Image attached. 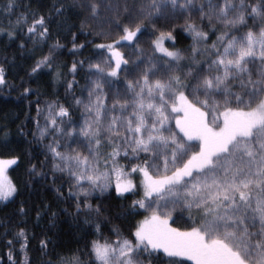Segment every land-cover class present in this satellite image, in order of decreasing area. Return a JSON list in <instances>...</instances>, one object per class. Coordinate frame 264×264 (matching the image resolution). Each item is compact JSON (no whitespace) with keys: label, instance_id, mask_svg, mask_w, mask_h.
<instances>
[{"label":"snow or ice","instance_id":"obj_1","mask_svg":"<svg viewBox=\"0 0 264 264\" xmlns=\"http://www.w3.org/2000/svg\"><path fill=\"white\" fill-rule=\"evenodd\" d=\"M170 3L171 12L167 0L142 5L141 13L123 25L118 40L97 45L107 49L110 56L89 64L91 87L87 99L76 98L85 114L78 128L69 108L62 104L48 105L44 127L37 122L41 138L51 129L52 133L72 137L77 145L74 148L69 144L61 151L55 136L48 145L52 168L67 173L69 198L75 197L77 213L82 207L91 211L89 197L97 191L102 195L107 192L113 176L118 198L126 199L124 194L129 192L135 194L137 185L128 178L118 158L123 152L124 158L142 159L130 169L131 173H140L139 187L143 190V197L133 201L130 214H139L138 206L150 215L130 230L134 239L121 238L119 229L113 228L117 239L101 242V224L97 223L98 236L91 241L90 249L86 246L83 254L77 250L70 258H61L59 264H85L82 255L88 257L87 264H145V260L154 264L161 252L169 258L167 264H182L177 257L193 264H264V70L258 72L257 79H253L252 71L257 56L264 65V26L258 32L249 28L239 34L247 28L249 16L259 17L264 25V0H208L206 10L201 6V14L207 15L210 22L224 25L211 46L214 51L209 50L212 59L208 74H193L191 69L182 73L180 62L185 56L175 48L177 37L171 30L156 28L159 20L174 15L178 8L184 9L190 0ZM14 7V0H9L6 11ZM88 8L93 16L99 15V0H92ZM60 11L57 9L58 14ZM145 22L155 29L154 38H150L151 55L146 61L134 63L117 46L123 41L137 42L144 34ZM35 25L42 29L40 40L46 41L49 29L43 16L28 27L29 38L38 31ZM186 30L193 35L196 46L206 42L207 32L194 24ZM169 40L173 41L171 46H167ZM55 47L59 45L37 62L33 72L41 66H52ZM139 52L145 55L143 49ZM193 53L194 59L198 47ZM141 64L145 65L142 69ZM213 68L215 75L211 74ZM71 70L76 72L75 63ZM122 71L136 73L135 78L125 77V87L117 89L109 108L108 97L102 99L103 89L113 84L109 77L118 80ZM189 75L195 84L185 82ZM2 83L4 69L0 68ZM234 84L238 89L233 88ZM73 87L74 81H69L68 89ZM169 105L176 114L178 133L165 127L171 119L167 114ZM64 118L73 124L72 128L65 127ZM192 141L199 142L198 151ZM140 153L146 156L141 158ZM18 159H0V200L7 201L17 192L7 169ZM161 159L163 171L158 163ZM30 171H36L35 165ZM177 208L189 213L192 226L188 230L170 226L171 212ZM95 212L99 215L100 207ZM19 236L26 240L23 229ZM41 245L46 247L45 241Z\"/></svg>","mask_w":264,"mask_h":264},{"label":"trees","instance_id":"obj_2","mask_svg":"<svg viewBox=\"0 0 264 264\" xmlns=\"http://www.w3.org/2000/svg\"><path fill=\"white\" fill-rule=\"evenodd\" d=\"M8 2L9 0H0V68L4 69V83L0 84V159H19L17 164L7 169L17 192L7 201L0 200V264H59L61 258H70L77 250L79 254H83L86 246L90 249L91 241L98 236L97 223L101 224V242H114L117 239L113 228L119 229L121 238L134 239L130 230H134L138 222L149 214L138 206L136 211L139 214H130L133 211V201L143 197L140 190H134L135 194L125 193L126 199L118 198L115 193L116 177L113 176L112 186L107 192L102 195L97 191L89 197L91 211L82 207L77 213L75 197L69 198L67 173L52 168V154L48 151V145L54 142V136L61 151H65L69 144L74 148L77 145L72 137L68 141L67 135L52 133L51 129L49 134L41 138L37 122L41 128L44 127L48 105L62 104L69 108L71 120L77 128L83 123V106L76 104V98L87 99L88 88L91 87L89 64L110 56L107 49H100L97 45L118 40L123 25L131 16L141 13L142 5L150 4L151 0H99V15L95 16L88 8L92 0H14L15 7L10 12L6 11ZM157 2L163 4L166 0ZM167 2L171 12L170 0ZM251 2L257 3V0ZM207 4L208 0H190L184 9L178 8L174 15H168L156 25L158 29L171 30L177 37L175 48L185 56L180 62L182 73L187 74L191 69L193 74H208V63L212 59L209 50L214 51L211 46L224 30L223 24L215 20L210 22L207 15L201 14V6L206 10ZM57 9L61 10L59 14ZM41 16L49 29L46 41L40 40L39 31L42 29L39 25H35L38 31L32 38H29L27 31L28 27L33 26V21ZM192 24L207 32L206 42L198 46L194 44L193 35L186 30ZM261 26L264 25L259 17L249 16L247 28L239 34L243 35L249 28H255L258 32ZM143 28L144 34L139 36L137 42L130 44L123 41L117 46L134 63L146 61L148 55H151L150 38H154L155 29L147 22ZM172 43L169 40L167 46ZM57 44L59 47H55L51 54L52 66H41L33 72L37 62L48 56L50 49ZM194 47H198L199 54H195L193 59ZM139 49L144 50V56H140ZM73 63L77 65L75 73L71 70ZM144 66L141 64V69ZM161 66L166 67L163 61ZM260 70H264V65L259 63L257 56L256 63L252 66L253 79L258 78ZM211 74H216L214 68ZM135 75L134 72L122 71L118 80L108 78L114 82L104 87L102 99L104 96L108 97L109 108L112 107L117 89L122 91L125 87V77L131 79ZM69 81H74L72 89H68ZM185 82L195 84L191 75ZM238 87V84L233 85L234 89ZM25 89L30 91L25 92ZM108 118H111V113ZM64 119L65 127L72 128L73 124L68 123V118ZM170 121L168 126L178 133L175 119L171 118ZM179 135L183 136L181 133ZM194 143L197 144L196 141ZM194 150L198 151L199 148L194 145ZM139 156L144 158L146 154L140 153ZM118 159L120 166L126 169L128 178L135 181L140 173H131L130 169L133 164L142 163V159L137 160L132 156L124 158L123 152ZM33 165L35 172L30 171ZM80 199L84 201L83 195ZM97 207L101 209L99 215L95 212ZM184 212L171 215V227L183 231L192 226V220ZM21 229L24 230L26 240L19 236ZM41 241H45L46 247H42ZM22 245L26 246L22 248ZM82 258L87 264L88 257L82 255ZM168 259L161 252L160 260L154 261V264H167ZM175 259L182 261V264H193L183 257Z\"/></svg>","mask_w":264,"mask_h":264},{"label":"rangeland","instance_id":"obj_3","mask_svg":"<svg viewBox=\"0 0 264 264\" xmlns=\"http://www.w3.org/2000/svg\"><path fill=\"white\" fill-rule=\"evenodd\" d=\"M103 94V93H102ZM168 115H170L171 116V118H174L175 120H176V114L175 113H172L171 112V106L169 105V107H168V113H167ZM180 116H183V113H180ZM171 120V119H170ZM168 121V122H166V124H165V127H169L168 125H170L171 124V121ZM178 130V129H177ZM178 132H179V130H178ZM182 134V133H181ZM183 135V134H182ZM67 140L68 141H71V137H67ZM195 141H192L191 143L193 144V146L194 145H196L197 146V148H199V142L198 141H196L197 142V144H195L194 143ZM190 154V153H189ZM159 164H160V168H161V171H163V160L161 159V161L159 162ZM140 176L134 181V183L137 185V189H139L140 190V192L143 194V190H142V188H140L139 186H140ZM180 211H185L184 212V214L185 215H189V213L186 211V210H182V209H180V208H177L175 211H172L171 212V215L172 214H174V213H179ZM149 214L148 215H150V212H148ZM182 231V230H181ZM183 231H185V230H183Z\"/></svg>","mask_w":264,"mask_h":264}]
</instances>
